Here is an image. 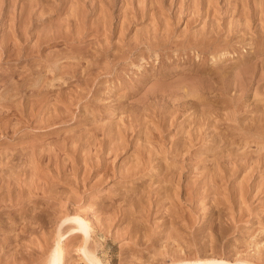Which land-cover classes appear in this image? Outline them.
I'll list each match as a JSON object with an SVG mask.
<instances>
[{
    "label": "rangeland",
    "instance_id": "1",
    "mask_svg": "<svg viewBox=\"0 0 264 264\" xmlns=\"http://www.w3.org/2000/svg\"><path fill=\"white\" fill-rule=\"evenodd\" d=\"M55 246L264 264V0H0V264Z\"/></svg>",
    "mask_w": 264,
    "mask_h": 264
},
{
    "label": "bare ground",
    "instance_id": "2",
    "mask_svg": "<svg viewBox=\"0 0 264 264\" xmlns=\"http://www.w3.org/2000/svg\"><path fill=\"white\" fill-rule=\"evenodd\" d=\"M92 249V248H91ZM85 253L90 257L92 255L95 254L94 251L90 250L89 247H87V249L85 250ZM62 260V258L60 257V253L59 250L57 249V247L55 246L53 249V252L50 255V264H60V261Z\"/></svg>",
    "mask_w": 264,
    "mask_h": 264
},
{
    "label": "clouds",
    "instance_id": "3",
    "mask_svg": "<svg viewBox=\"0 0 264 264\" xmlns=\"http://www.w3.org/2000/svg\"><path fill=\"white\" fill-rule=\"evenodd\" d=\"M85 264H87V261H85ZM96 264H107V261L104 258L97 256Z\"/></svg>",
    "mask_w": 264,
    "mask_h": 264
}]
</instances>
